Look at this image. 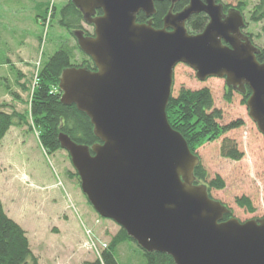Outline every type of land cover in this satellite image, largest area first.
Listing matches in <instances>:
<instances>
[{
    "label": "water",
    "instance_id": "95a60500",
    "mask_svg": "<svg viewBox=\"0 0 264 264\" xmlns=\"http://www.w3.org/2000/svg\"><path fill=\"white\" fill-rule=\"evenodd\" d=\"M157 1L72 0L94 28L74 35L96 69L62 71L61 102L75 104L94 125L92 146L58 135L78 172L81 189L96 212L115 221L145 251L164 252L175 264H264V218L241 221L232 208L197 183L201 157L167 117L177 64L200 80L224 78L244 92L249 114L264 135V61L245 32L243 12L219 0H189L180 11L171 2L156 28ZM102 10L101 14H97ZM209 22L198 33L186 23L199 12ZM144 12L146 22L137 16Z\"/></svg>",
    "mask_w": 264,
    "mask_h": 264
},
{
    "label": "rangeland",
    "instance_id": "374dc122",
    "mask_svg": "<svg viewBox=\"0 0 264 264\" xmlns=\"http://www.w3.org/2000/svg\"><path fill=\"white\" fill-rule=\"evenodd\" d=\"M241 1L247 4L245 32H252L255 44L264 47V24L249 18L257 0H222L231 7ZM66 2L0 0V102L6 104L8 112L29 116V123L12 126L0 143V199L9 217L26 230L40 264H86L99 257L90 239L108 243L120 229L115 221L101 217L89 202L73 175L76 169L69 153L64 148L48 153L40 144L38 131L30 127V98L42 61L62 46L76 45L72 33L52 16L54 8L59 10ZM83 26L94 31L86 22ZM75 53L76 61L81 62L83 55ZM182 86L209 87L215 106L223 111L222 124L244 121L241 127L204 143L197 154L209 179L220 175L225 181L223 189H211L213 198L231 207L232 215L241 221L264 218V135L251 118L243 95L235 90L229 102L224 78L200 80L185 63L175 68L173 94ZM225 137L234 139L244 153L240 160L221 155ZM243 196L250 198L254 211L237 204ZM116 254L120 264H146L142 248L133 241L120 244Z\"/></svg>",
    "mask_w": 264,
    "mask_h": 264
},
{
    "label": "trees",
    "instance_id": "16d2710c",
    "mask_svg": "<svg viewBox=\"0 0 264 264\" xmlns=\"http://www.w3.org/2000/svg\"><path fill=\"white\" fill-rule=\"evenodd\" d=\"M222 1V0H219ZM189 0H179L175 3L173 11L177 12L186 7ZM225 10L231 8L227 3ZM156 13L152 16L153 25L156 28L163 26V17L170 9L171 2L168 0L157 1ZM246 2L241 1L236 7L244 13ZM48 12V8L46 10ZM102 10H98L97 14H101ZM245 15V14H244ZM58 19L60 27L68 30L76 39V45L73 47L62 46L52 55L44 58L37 71V81L32 88L30 98V127L35 128L39 133V141L48 153H53L59 149H63L59 141L60 132H65L75 142L92 146L99 141L94 132V125L90 117L83 111L79 110L75 104H64L61 102V89L59 88L60 76L62 71L68 66H86L96 69L93 59L81 50L74 32L77 29H83L86 35L93 34L83 26L85 22L83 12L72 2L67 0L61 9L54 8L52 15ZM251 21L255 23L262 22L264 24V0H257L253 10L250 12ZM147 16L144 12H140L137 16L139 22H146ZM46 20V18H44ZM209 16L202 11L193 14L186 23L190 33L201 32L207 23ZM247 26L248 27V21ZM93 27V26H92ZM248 33V32H246ZM253 40L254 34L248 33ZM254 42V40H253ZM255 43V42H254ZM257 58L264 61V47H259ZM79 51L83 55L81 62H77V53ZM13 70L15 67L11 66ZM24 87H26L24 85ZM236 89L227 87L225 99L229 102ZM243 95V102L247 103V99L251 94V89L246 87ZM6 104L0 102V143L6 133L12 126L16 124H27L28 117L21 112H8L4 109ZM167 117L171 126L181 132L187 140L192 152L197 153V149L206 142H212L220 138L232 129L239 128L244 124L242 119H238L227 124H222L220 120L223 118V111L215 106V101L211 89L204 86L199 89H191L182 86L177 95L172 94L167 108ZM221 155L232 160H240L244 153L239 150L236 141L230 137H225L221 144ZM70 156V155H69ZM71 158V157H70ZM197 183H206L209 192L211 189H223L225 181L217 175L209 179V172L202 164H198L194 170ZM74 177L78 178L81 186L78 172H74ZM72 176V174H71ZM211 194V193H210ZM237 204L246 207L249 211L255 208L252 201L248 197L237 199ZM232 212L225 215V219L229 218ZM127 241H136L130 237L127 231L120 229L111 236L106 248L102 250L101 257L88 260L86 264H120L117 258V249L120 244ZM143 250V249H142ZM143 255L146 264H175L174 259L167 253L158 251H145ZM0 264H40L38 257L33 253L26 230L9 217L6 213L3 203L0 199Z\"/></svg>",
    "mask_w": 264,
    "mask_h": 264
},
{
    "label": "built area",
    "instance_id": "2783aa9c",
    "mask_svg": "<svg viewBox=\"0 0 264 264\" xmlns=\"http://www.w3.org/2000/svg\"><path fill=\"white\" fill-rule=\"evenodd\" d=\"M88 232L90 233V231ZM90 242H91V248L97 253V256L101 257L102 250L107 247L108 243L105 241H101L98 238L95 239L93 237L92 239H90Z\"/></svg>",
    "mask_w": 264,
    "mask_h": 264
},
{
    "label": "crops",
    "instance_id": "0c3cea01",
    "mask_svg": "<svg viewBox=\"0 0 264 264\" xmlns=\"http://www.w3.org/2000/svg\"><path fill=\"white\" fill-rule=\"evenodd\" d=\"M6 211V210H5ZM39 213V212H38ZM39 215V214H38Z\"/></svg>",
    "mask_w": 264,
    "mask_h": 264
}]
</instances>
